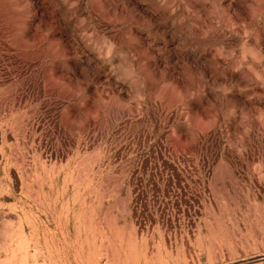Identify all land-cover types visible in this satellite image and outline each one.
<instances>
[{"label": "rangeland", "instance_id": "rangeland-1", "mask_svg": "<svg viewBox=\"0 0 264 264\" xmlns=\"http://www.w3.org/2000/svg\"><path fill=\"white\" fill-rule=\"evenodd\" d=\"M0 264H264V0H0Z\"/></svg>", "mask_w": 264, "mask_h": 264}]
</instances>
